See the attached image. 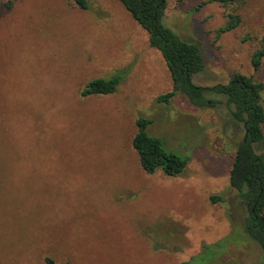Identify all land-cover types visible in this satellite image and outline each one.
Instances as JSON below:
<instances>
[{
  "label": "rangeland",
  "instance_id": "1",
  "mask_svg": "<svg viewBox=\"0 0 264 264\" xmlns=\"http://www.w3.org/2000/svg\"><path fill=\"white\" fill-rule=\"evenodd\" d=\"M166 2L165 25L200 45L196 85L227 84L237 73L264 81V60L257 71L251 63L264 38V0ZM230 14L242 23L218 38ZM120 72L115 94L81 97L88 82ZM172 89L161 54L118 0H91L87 10L72 0L0 5V264H199L205 246L209 264L263 263L230 187L242 134L225 105L158 101ZM139 118L188 159L181 176L142 169L133 147ZM217 195L224 201L213 204Z\"/></svg>",
  "mask_w": 264,
  "mask_h": 264
},
{
  "label": "trees",
  "instance_id": "2",
  "mask_svg": "<svg viewBox=\"0 0 264 264\" xmlns=\"http://www.w3.org/2000/svg\"><path fill=\"white\" fill-rule=\"evenodd\" d=\"M5 1L0 0V5ZM72 1L78 8L87 10L91 0ZM118 1L148 33L150 46L161 54L168 67L173 89L160 96L158 101L169 103L174 97L182 95L190 105L198 109H219L225 105L235 124L236 133L240 131L242 134L233 156L230 187L237 193L245 212L244 233L251 242L261 247L264 264V81L258 82L251 76L237 73L227 84L212 87L196 85L194 77L205 72L200 45L194 38L181 37L165 25L163 15L166 0ZM212 1L224 7L244 3V0ZM7 6L11 8V2L7 3ZM241 23L239 14H230L225 25L217 30L218 38L235 31ZM261 42V48L253 54L251 60L255 71L260 69L264 60V38ZM126 75L127 73L120 72L110 79L90 81L83 87L81 97L115 94ZM222 98H225V104L222 103ZM151 124L152 120L147 118H139L136 122L137 133L133 139V147L139 155L142 169L149 175L162 172L167 177L181 176L188 166V159L167 151L159 138L149 135L147 129ZM222 201L224 198L220 195L211 196L213 204ZM231 242L232 238L229 236L217 246L225 243L229 245ZM207 248L203 247L204 251L196 258L199 264H209L205 252ZM45 264L57 263L51 258H46ZM179 264H194V260Z\"/></svg>",
  "mask_w": 264,
  "mask_h": 264
},
{
  "label": "crops",
  "instance_id": "3",
  "mask_svg": "<svg viewBox=\"0 0 264 264\" xmlns=\"http://www.w3.org/2000/svg\"><path fill=\"white\" fill-rule=\"evenodd\" d=\"M164 60V59H163Z\"/></svg>",
  "mask_w": 264,
  "mask_h": 264
}]
</instances>
